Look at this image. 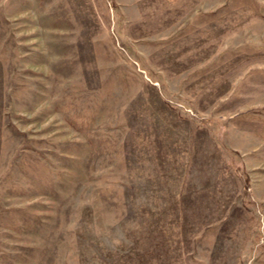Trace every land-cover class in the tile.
Returning <instances> with one entry per match:
<instances>
[{
	"label": "rangeland",
	"instance_id": "rangeland-1",
	"mask_svg": "<svg viewBox=\"0 0 264 264\" xmlns=\"http://www.w3.org/2000/svg\"><path fill=\"white\" fill-rule=\"evenodd\" d=\"M0 264H264V0H0Z\"/></svg>",
	"mask_w": 264,
	"mask_h": 264
}]
</instances>
